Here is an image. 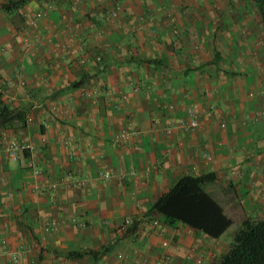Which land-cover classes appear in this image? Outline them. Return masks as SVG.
I'll return each instance as SVG.
<instances>
[{"label": "crops", "instance_id": "obj_1", "mask_svg": "<svg viewBox=\"0 0 264 264\" xmlns=\"http://www.w3.org/2000/svg\"><path fill=\"white\" fill-rule=\"evenodd\" d=\"M0 101L23 114L0 126V264H212L223 233L149 213L185 174L213 173L233 222L264 215L251 0H0ZM190 115L198 128L166 131Z\"/></svg>", "mask_w": 264, "mask_h": 264}, {"label": "trees", "instance_id": "obj_2", "mask_svg": "<svg viewBox=\"0 0 264 264\" xmlns=\"http://www.w3.org/2000/svg\"><path fill=\"white\" fill-rule=\"evenodd\" d=\"M251 1L264 30V0ZM22 117L21 111L0 101V126L5 127L11 120ZM20 153L23 157L30 154L29 150L24 148ZM213 179V173L182 175L154 200L149 213H159L168 221H179L206 235L218 237L233 220L204 188V184ZM132 227L134 228V223L131 222L126 229ZM212 264H264V215L258 219H242L227 250Z\"/></svg>", "mask_w": 264, "mask_h": 264}, {"label": "built area", "instance_id": "obj_3", "mask_svg": "<svg viewBox=\"0 0 264 264\" xmlns=\"http://www.w3.org/2000/svg\"><path fill=\"white\" fill-rule=\"evenodd\" d=\"M120 11H121L120 6L119 5L115 6L113 10L107 16V21L112 22L116 18H118L120 16ZM168 107L172 108L173 106L168 105ZM199 125H200V122L198 118L194 115H190L189 117H179L177 120L172 122L171 125L167 126L165 129L167 132H170L174 127H178L181 130H192V129L194 130L198 128ZM221 125L224 126V123H222ZM132 134L133 132L127 129V130H122L120 132H117L114 135V137L117 140H120L121 142H126L130 140V137ZM23 148L31 150V146L28 143L17 141V140H12L11 142H9L7 146L8 154L12 159L16 160L19 158V155H20L19 152ZM210 157H211L210 155L206 154L207 159H210ZM111 175H112V171L106 170L101 174V177L104 179H108ZM69 182L73 185H78V186L83 184V181H80V180L79 181L70 180ZM128 222H129V219H126L125 226Z\"/></svg>", "mask_w": 264, "mask_h": 264}, {"label": "rangeland", "instance_id": "obj_4", "mask_svg": "<svg viewBox=\"0 0 264 264\" xmlns=\"http://www.w3.org/2000/svg\"><path fill=\"white\" fill-rule=\"evenodd\" d=\"M238 225H240V223L238 224L237 222H233L222 234V238L223 239H228L231 240L232 235L235 231V229L238 227Z\"/></svg>", "mask_w": 264, "mask_h": 264}]
</instances>
